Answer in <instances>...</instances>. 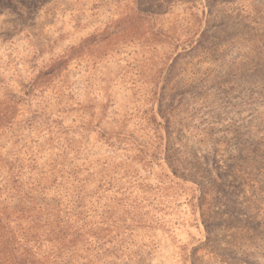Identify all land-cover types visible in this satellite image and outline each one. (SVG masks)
Returning <instances> with one entry per match:
<instances>
[{"label":"rangeland","instance_id":"rangeland-1","mask_svg":"<svg viewBox=\"0 0 264 264\" xmlns=\"http://www.w3.org/2000/svg\"><path fill=\"white\" fill-rule=\"evenodd\" d=\"M24 233L34 264H264V0H0V264Z\"/></svg>","mask_w":264,"mask_h":264},{"label":"trees","instance_id":"trees-1","mask_svg":"<svg viewBox=\"0 0 264 264\" xmlns=\"http://www.w3.org/2000/svg\"><path fill=\"white\" fill-rule=\"evenodd\" d=\"M75 204H77V207L81 206L80 205L81 203L78 200H75ZM59 221L63 222V220H61V219H56L55 220V226L53 228H51V232L54 233V235H57L58 241L65 240L68 236H74L75 237L74 240L76 238L84 236V233H82L80 231L81 229H79V228H75L74 230H71V232H68V229L65 228V227H62L59 224ZM23 235H24V237H22L23 242L19 243L17 247H14V249H16V250H13V251L7 252V253H9V254H18V253H20V251L22 249L23 251L20 254L21 259L15 260L14 264H28V263L34 264L35 263L34 259H32V257L34 256L33 246L31 245V243H29V241H31V242L34 241V244H36V243L39 244L40 242L45 241L46 238L41 240L42 238H36V237H38V235L34 234V235H31V238H33V239H30L28 237V234L24 233ZM1 237H5V236L2 235ZM38 239H40L39 243H38ZM12 241H14V240H12ZM12 241H11V243H12ZM56 254L57 255L55 256L56 260H55L54 264H62L63 263V259L60 258V255H58L59 254L58 252ZM17 256H19V255H17ZM17 256H15V258ZM29 259H30V261H28Z\"/></svg>","mask_w":264,"mask_h":264}]
</instances>
